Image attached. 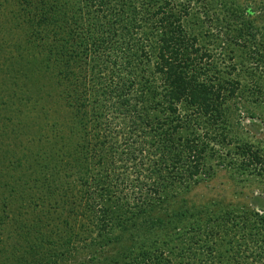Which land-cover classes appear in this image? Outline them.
<instances>
[{
  "label": "rangeland",
  "instance_id": "374dc122",
  "mask_svg": "<svg viewBox=\"0 0 264 264\" xmlns=\"http://www.w3.org/2000/svg\"><path fill=\"white\" fill-rule=\"evenodd\" d=\"M1 3L0 235L4 230H12V237L16 231H27L32 239L28 243L22 241L24 233L17 236L7 264H107L117 254L137 257L146 249L159 254L161 264H260L257 258L264 255V223L258 222V214L264 218V0H193L190 15L182 22L184 31L194 38L193 46L203 43L210 53L199 63L212 78L228 77L236 83L227 84L233 90L229 99L206 112L197 100L192 105L177 100L174 106L181 121L178 125L162 122L161 128L180 132L184 137L181 143L186 145L199 147L203 143L204 149L194 155L198 172L185 176V190L176 181L173 186L166 185L165 196V191H160L146 202L136 201L134 195L145 189L143 182H154L152 163L121 152L124 145L137 148L132 141L140 129L134 124L137 118L129 119L134 122H129L124 132L129 139L123 144L122 134L113 133V119L96 100L103 86L110 83L115 87L116 82H128L129 76L111 67L109 60L105 64L109 74L105 73L98 86L87 81L80 84L92 75L91 66L95 70L101 67L82 52L85 44L81 41L77 52L79 84L66 94L70 90L66 79L58 75L59 81L55 80V69L47 75L46 63L53 58L43 47L34 51L36 38L45 30L15 19L16 12L23 10L22 3ZM54 10L59 14V3ZM70 11L81 17L83 0H75ZM54 59L59 61L56 56ZM219 87L220 94L228 90ZM239 91L242 97L237 99ZM150 100L155 98L150 96ZM153 111L160 116L159 106ZM109 134L110 138L116 134L121 141L115 157L108 151ZM192 163L186 161L183 167L192 168ZM158 164L160 167L161 161ZM194 178L197 181L193 182ZM112 200L119 204L111 214L115 228L105 232H115L116 237L100 239L95 220L87 222L96 214H89L87 208L92 205L94 210ZM226 209L233 217L221 230L223 222L216 225L215 218L223 216ZM186 213H192L191 217ZM138 214L148 223L162 217L160 224L172 215L180 216L174 219V229L130 230ZM239 214H248L247 221L258 222L249 236L240 235L231 224L242 222ZM199 221L207 222L210 236L197 230ZM84 228L95 234L92 241ZM67 235L71 239L65 247ZM64 247L68 251L63 257L56 256Z\"/></svg>",
  "mask_w": 264,
  "mask_h": 264
},
{
  "label": "trees",
  "instance_id": "16d2710c",
  "mask_svg": "<svg viewBox=\"0 0 264 264\" xmlns=\"http://www.w3.org/2000/svg\"><path fill=\"white\" fill-rule=\"evenodd\" d=\"M13 1L16 4H23V10L16 12V20L19 22L23 20L21 23L28 27H36L40 31L45 30L43 34L39 33L36 38L37 48L34 51L37 52L40 47H43L49 53V57L53 58V61L48 60L46 63L47 75L55 69L52 74L55 80L59 81L58 75L66 79L65 84L70 85V90L66 94L74 92L75 86L77 83L79 84L77 80L78 75L81 74V69L78 67L77 52L78 43L81 41L85 44L82 52L89 54V58L96 61L95 63L101 67L95 70L90 65L92 75L89 79L81 80L80 84L87 81L98 86L99 81L109 74L105 66V64L108 65L109 60L112 61L111 67L115 66L118 71L121 69L127 77L129 76L128 82H121L120 84L116 82V88L111 87L110 83L103 86V91L98 94L99 98L95 99L99 100L103 106L100 105V108L113 119V126L111 127L113 133L122 134L121 141L123 144L127 143V139H129V136L126 137L127 134L124 132L129 127V122H134L130 120L137 118V122L134 124L138 125L137 127L140 129L137 135L132 138L137 148L133 150L124 145L126 149H121V152L125 153V156L138 155L140 158H147L153 166H151V174L154 175L152 178L154 182H150V184L146 181L143 182L142 185L145 186V189H140V192L134 195V199L136 201L141 199L146 202L148 197L155 196L160 191H165V196L168 190H165L166 185H174L176 181L182 183L183 185L180 187L185 190L188 187L184 180L185 176L192 177L198 172L194 155L199 154L204 149L203 143L199 145L200 148L196 147L195 144L191 146L190 144L186 145V142L181 143L184 140L183 135L172 129H162V122L178 125L181 121V117L175 111L177 100H179L178 103H183L181 99H184L188 104L197 100L205 112L215 108V103L223 104L233 92V90H229L227 84L236 83L228 80V77L212 78L199 63L200 60L208 58L210 53L203 43H200L198 47L193 46L194 38L189 36L188 31H184L183 28L186 17L190 15L193 0H83L84 11L81 12L83 14L81 17H78V13L74 14L70 11L75 0H63V2L60 0ZM58 3L59 7L61 6L59 14L54 10ZM88 3L91 5L90 9H88ZM85 54L82 56V61ZM54 56L59 61L54 59ZM101 72L103 73L101 74ZM105 73L107 74L105 75ZM80 77L84 78L85 76L82 74ZM221 85L224 89L229 88L228 90L223 89L224 93L222 94H220L222 88L219 87ZM150 96L155 98L154 102H151ZM236 96L237 99L242 97L241 91ZM158 106L161 111L160 116L153 111V107ZM177 108L179 109L178 106ZM110 135L108 136L110 139L108 151L110 156L115 157L116 154L120 153L117 147H120L121 141H117L116 134L111 138ZM246 150H249V147H246ZM254 159L257 160L255 154ZM160 161L161 166L159 167ZM186 161L190 163L194 161L192 168L183 167V163ZM182 171H185L184 174L181 173ZM197 179L194 178L193 182ZM47 181L52 180L48 179ZM134 188H131L133 194L136 192ZM165 199L166 197H163L162 201ZM117 208H119V204L115 200H112L111 204H103L94 210L92 205L88 206L87 212L91 215L95 213L96 216L93 219H87V222L95 220L93 225L95 227L98 225V230L95 233L100 239L107 237L110 239L115 236V232L107 235L105 229L111 232L113 227L115 228L114 224H111L113 221L111 214ZM185 210L188 211L189 208ZM180 214L181 217L184 216V214ZM188 214L187 216L186 213V216L191 217L192 213ZM206 215L204 218L209 221L208 214ZM239 215L242 217V222L233 221L231 224L241 231L240 235L242 236H249V232L255 230L258 222L264 223L262 214H258L262 218L258 222L247 221L248 214ZM140 216L138 214V217L136 216L131 221L130 230L139 228V231H148L163 226L174 229V219H179L180 215H172L162 224H160L162 217L155 218L148 223ZM232 217V211L226 209L223 216L215 218V223L219 225L223 222L220 226L222 230L221 227L226 226ZM121 224L123 223L121 222ZM206 224L207 222L201 223L199 221L197 230L203 231L206 236H210L212 229L208 228ZM82 231L88 233L87 237L92 241L91 236L95 234H90V232L93 231L85 228ZM216 231L218 232L219 229ZM22 233H24L22 241L32 242L27 231H16L13 237L10 235L12 230L2 232L0 235V264H7L10 260V254L14 253L12 249L18 243H15L14 239ZM162 233H165L163 229ZM70 239L69 235L65 237V247L68 246ZM176 239L181 241L180 238ZM24 242L20 245L24 246ZM62 245L61 242L60 246ZM65 247L55 255L63 257L64 253L68 251ZM258 254L260 253L253 255ZM161 260L159 254L155 256L152 250L146 249L142 250L137 257L129 253L117 254L114 260L106 263L161 264ZM257 260L263 264L264 255L258 256Z\"/></svg>",
  "mask_w": 264,
  "mask_h": 264
}]
</instances>
